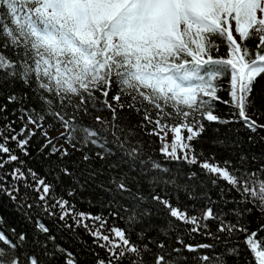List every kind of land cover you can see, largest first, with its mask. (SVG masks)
I'll return each instance as SVG.
<instances>
[{"label":"snow or ice","instance_id":"snow-or-ice-1","mask_svg":"<svg viewBox=\"0 0 264 264\" xmlns=\"http://www.w3.org/2000/svg\"><path fill=\"white\" fill-rule=\"evenodd\" d=\"M262 77L264 0H0V86L20 83L34 101L25 106L28 92L11 93L7 103L0 105L4 121L0 124V197H6L32 225L31 244L41 250L46 264L78 261L56 243L45 216L76 236L82 229L91 237L88 250L96 257L94 264H187L186 254H196L191 257L194 264H239L241 252L247 253L245 264H264V237H260L264 222L250 230L247 219L255 211L264 220V154H253L255 166L250 167L243 152L233 165L231 160L216 161L196 147L212 124L242 123L254 134L264 130V123H258L264 111L253 95ZM221 91L227 92V100L218 94ZM217 103L230 109L229 117L216 114ZM10 104L17 107L7 114ZM104 112L109 115H94ZM124 113H134L137 123L131 124ZM137 128L144 136L159 138V153L166 163L200 171L172 175L170 168L147 154ZM60 129L57 137L49 135L50 130ZM166 130L173 133L170 143L165 142ZM37 135L43 143L35 153L48 162L44 176L28 165ZM60 140L82 153L79 176L62 163L72 152L58 147ZM253 140L248 137L250 144ZM212 143L240 147L226 138L217 137ZM112 158L115 162L108 163ZM94 159L109 169L128 167V173L113 176L108 187L97 185L110 196L101 203L107 214L78 210L69 199L102 174L92 166ZM132 172L138 173L132 179L148 178L152 185L148 197L128 186ZM49 175L56 182L69 177L75 186L57 193V183L49 182ZM201 175L219 188L221 200L234 207L218 212L209 196L206 205L190 213L155 192L157 187L165 194L169 187L189 192L198 186ZM233 192L236 195L227 199ZM150 202L163 206L169 218L159 229L167 242L147 237L153 226L145 221L152 209L144 205ZM116 220L126 227H118ZM4 223L0 215V225ZM171 233H175V247ZM185 236H203L214 243H186ZM79 242L87 244L82 238ZM28 244L27 231L0 227V264H42Z\"/></svg>","mask_w":264,"mask_h":264},{"label":"trees","instance_id":"trees-1","mask_svg":"<svg viewBox=\"0 0 264 264\" xmlns=\"http://www.w3.org/2000/svg\"><path fill=\"white\" fill-rule=\"evenodd\" d=\"M224 87H227V84H224ZM23 92H28L29 100L25 102V106L34 104V101L31 99L32 93L23 87L22 84L16 83L14 86L10 87L9 84L5 83L2 86H0V105L7 103V96L11 93H16L18 95L22 94ZM222 99L227 100L228 95L226 91H221L218 93ZM254 96L257 97V106L261 108V111H264V77L260 78L258 82L255 85V91L253 93ZM16 104H10L8 105V113L10 114L14 108H16ZM109 115L108 113H94V115ZM216 114L221 117H229L230 109L225 106L222 103L216 104ZM123 115L126 116V118L130 119L131 124L137 123L138 118L134 113L128 114L124 113ZM13 118L14 117H10ZM255 119V117H253ZM87 123H91L92 121L87 120ZM4 121L0 120V124H3ZM207 123V122H205ZM258 123H264V117H261L258 120ZM20 123L17 122L14 127L17 128V130L20 127ZM31 127V125H29ZM219 129V132L214 131L215 129ZM59 131H49V135L53 138L57 137L60 134ZM135 132L140 134L142 136L143 140L145 141V148L147 150V154L151 155L153 159L158 160L161 164H163L165 167H168L172 170V175H176L179 173L181 176H184L186 173L190 171H197L200 170L196 167L189 168L187 165L183 164H177V163H166L164 160V157L159 153L160 148V140L156 136H144L142 133H140V130L137 128L135 129ZM186 135V133H184ZM253 136L254 140L253 143H249L248 137ZM217 137L221 139H227L229 141H236L239 143V148H234L228 145H213L212 141L216 139ZM261 137H264V130H258V134L250 133L248 130H246L242 123H231L228 125H219V124H212L209 126L205 133L203 134L200 143L196 144L197 149H203L204 154L206 156H215V160L223 163L225 160H231L233 165H236L241 153H245L249 156V166L254 167L255 165L251 162V156L253 154L260 156L264 154V139H261ZM33 148L31 149L33 153V158L31 160H28V165L35 168V170L40 173L41 176L46 175L45 169L48 167V162L42 160L41 157L37 156L35 153V149L39 146L40 143H43L42 140H40L37 137H34L32 140ZM63 145L64 147L68 148L70 152H72V155L70 157H66L62 163H64L67 167L74 170L76 174L79 176L81 171L83 170V164L80 163V158L82 156L81 152H74L67 144H64L62 140L57 141V146ZM154 150V151H153ZM93 152L96 151L95 149L92 150ZM22 159H28L25 157H21ZM146 158V157H145ZM56 157H52V163L55 164ZM115 162V158H112L108 163ZM264 163V160L261 161ZM92 166L97 169L98 171H101L102 174L98 175L94 181H89L88 184L84 186V190L80 191L77 190V194L75 197L69 198L74 200L76 203L77 209L85 212H92L93 214L104 212L107 214L108 209L102 208L101 203L103 201H107L110 199V196L108 193H105L100 188L97 187V185L103 184L104 186L108 187V181L115 176L116 178H119L120 176L124 175L125 173H128V167L126 165L121 166L118 169H109L107 167V164L105 162H102L98 159H94L91 161ZM156 173H150V175H154ZM167 176L168 174H164ZM138 173L132 172L129 174V179L127 180L128 186L133 190V192L139 191L145 196L148 197L150 192L152 191V185L148 183V178L139 177L138 179H132L131 177H137ZM47 179L49 182L57 183L56 192L64 194L66 192V189L69 186H75L72 185V181L69 177H62L61 182H56L52 176H47ZM83 177H81V181L83 182ZM181 184L184 183L183 180L180 181ZM198 186H196L194 189H190L189 192H185L184 190L176 191L172 187H169L167 190V194L163 191L162 187L155 188V192L157 194H160L161 196H165V198H168L171 200L173 205L179 206L180 208H187L188 211L191 213L193 212V208L196 210H199L201 207L206 205L208 203L207 197H211L213 201H215V204L213 207L216 211H224L227 212L229 209L233 208L234 205L231 203H225V201L221 200L219 197V188L213 187L210 181L204 177L203 175L200 176L199 181L196 182ZM221 185L224 184L223 181L220 182ZM226 186V185H225ZM189 194L192 195V199H189ZM236 194L230 193L227 194V199H231ZM118 200H121L123 203L127 204L128 200L124 199L123 197H117ZM0 200H2L3 204L0 206V215L4 216L5 223L3 225H0V227H3L5 230L16 227L18 231H27L28 237H29V244L28 249L29 251H34L39 256V259L41 260L42 264H46V258L42 255H40L41 250L39 248H34L31 244V241L34 237V232L32 229V225L26 222L25 218L18 212L14 211V206L11 205V203L7 200L6 197H0ZM89 200L92 201V203H89ZM144 207H150L152 209V215L149 218V220L145 221V224L151 223L153 226L150 231L147 232V237L150 238H157L165 240L167 242V238L159 232V229L161 227H164L168 221V217L166 215L165 210L163 209V206L156 205L154 203H147L144 205ZM249 207H251L249 205ZM229 219H232L231 216L228 217ZM44 222L50 227L51 232L53 235L56 236V243L62 245L63 247L67 248L69 251L73 252L76 260L78 261V264H94L95 262V255L93 254V251H89L88 247L91 246L92 241L91 237L84 234V231L82 229L78 230V236L74 235L71 231L63 228L58 220H54L48 217H43ZM247 219L250 221L249 223V229L255 230L259 227V224L264 222V220H261L259 213L253 212L252 215L248 216ZM109 223H113V221L110 219ZM116 225L118 227H126V224L123 221L116 220ZM211 223V222H210ZM211 229L212 231H215V224L211 223ZM171 236L173 237L172 247H175L174 243V236L175 233H171ZM260 237H264V232L260 233ZM43 238V237H42ZM82 238L84 241L87 242V244H82L79 242V239ZM132 240L136 241L137 237L133 233L131 236ZM242 239V237H241ZM186 243H214V241L210 239H206L203 236H195L194 239H189L187 236H185ZM146 242V240H145ZM221 246H218L215 251L220 252ZM244 246L241 244V248ZM94 251L99 252L101 256L104 255L103 251L101 249H94ZM153 251H156V249L153 246ZM206 251V250H205ZM190 258L187 262V264H194L193 260L191 259L192 256L196 254H186ZM247 256L246 252H241V258L239 264H245V257ZM146 260L152 259L151 256H145ZM57 264H60L59 261H57ZM229 264H234L233 261H230Z\"/></svg>","mask_w":264,"mask_h":264},{"label":"rangeland","instance_id":"rangeland-1","mask_svg":"<svg viewBox=\"0 0 264 264\" xmlns=\"http://www.w3.org/2000/svg\"><path fill=\"white\" fill-rule=\"evenodd\" d=\"M161 135H164V133H161ZM172 138H173V133L171 131H167V136L165 138V142L170 143Z\"/></svg>","mask_w":264,"mask_h":264}]
</instances>
